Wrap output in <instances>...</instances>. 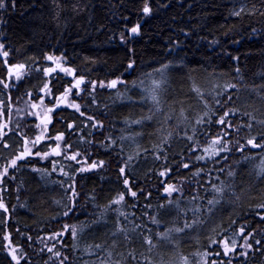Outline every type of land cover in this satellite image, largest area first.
<instances>
[{
  "label": "trees",
  "instance_id": "1",
  "mask_svg": "<svg viewBox=\"0 0 264 264\" xmlns=\"http://www.w3.org/2000/svg\"><path fill=\"white\" fill-rule=\"evenodd\" d=\"M148 3L152 11L144 16V0H15L14 6L13 0H5V8L0 9V41L8 56H0V81L11 87L0 83V125H8L4 139L9 145L0 142V171L23 150L24 138L37 135V118L28 113L46 108L33 109L31 104H39L44 97V106L53 107L71 82L70 76L59 71L43 75L49 64L46 55L61 57L75 70L74 76L83 77L86 83L80 95L72 91L69 102L50 114L47 126L48 136L64 134L61 146L71 145L67 154L79 152L81 163L63 155L42 159L33 154L0 177V201L8 209L7 213L0 210L4 220L0 223V264H15L4 247L8 244L3 240L5 233L21 250L18 255L24 256L20 264H60L64 256L68 258L64 264H115L116 260L121 264H184L183 257L188 258V264H203L200 254L206 250L213 253L206 258L209 264L213 260L227 262V257L214 254L222 252L219 244L208 248L209 240L231 238L237 245L243 244L237 235L241 227L245 234L253 233L248 241L253 251L247 258L234 256L232 264H264V208L259 207L264 205V173L257 175L264 149L249 146L236 150V141L243 144L251 136L257 137V143L264 142L260 138L264 125L259 123L264 120V0ZM239 4L244 5L240 15H234L232 9ZM137 23L140 34H130L129 29ZM129 62L134 63L132 69H128ZM20 64L25 69L17 80L9 74V66ZM165 64L172 70L169 83H163L158 91L157 106L151 99L145 101L137 87ZM117 78L124 82L116 88L92 91L90 82L106 84ZM46 83L50 96L42 91ZM228 84L236 87L225 92ZM194 86L202 96L193 91ZM70 103L79 104L85 115L80 116ZM228 109H239L238 115L229 117L236 125L249 123L244 113L251 114L253 127L241 128L239 133L229 130L231 151L221 153L227 159L220 158L219 163L196 160L203 153L189 149L197 143L203 147L217 135L220 125L215 121ZM205 112L215 113L213 122L197 125ZM87 116L103 127H91L93 121ZM136 120L142 123H132ZM69 123L74 124L71 130ZM56 143L45 140L32 151L49 152ZM129 157L125 176L137 197L127 194L125 202L110 205L118 194L128 193L120 168ZM93 161L104 164L78 171ZM182 162L190 168L184 169ZM164 168L172 169L167 182L182 189L172 197L164 195L160 183L165 178L158 173ZM199 169L203 171L193 176ZM70 185L77 193L74 199ZM213 185L223 191H213ZM169 199L174 203L160 209ZM209 200L219 202L210 205ZM73 205L74 211L64 216ZM152 216L159 223L153 224ZM118 219L125 230L119 233ZM196 220L201 222L183 232L171 231L167 239L158 235ZM65 224L78 226L76 238L69 232L52 239ZM145 236L155 247L144 242ZM256 240L262 242L260 251H255ZM52 245L60 258L49 259L53 254L47 247ZM240 251L244 249L237 247Z\"/></svg>",
  "mask_w": 264,
  "mask_h": 264
},
{
  "label": "snow or ice",
  "instance_id": "2",
  "mask_svg": "<svg viewBox=\"0 0 264 264\" xmlns=\"http://www.w3.org/2000/svg\"><path fill=\"white\" fill-rule=\"evenodd\" d=\"M15 5V0H13V6ZM5 8V0H0V9ZM151 7L148 3V0H144V6L142 8V12L144 14V16H149L151 14ZM234 15H240L239 12L234 13ZM129 33L132 35H139L140 34V25L139 23H137L135 26H132L129 29ZM3 48V45L0 44V49ZM2 55L4 57L8 56V52H3ZM47 59L49 61H55L56 62V68H45L43 69L44 73L46 76L54 73L56 71V69H59L61 72H64L66 75L68 76H74L75 74V70L71 69V68H67V67H62L61 65V58L58 57H53L51 55L47 56ZM134 67V63L133 62H129L128 64V69H132ZM169 67L168 64L162 65L161 68L156 69L157 72H161L163 73L165 69H167ZM13 69H15V72H13ZM25 69V65L24 64H20V65H14V66H9V74L10 75H15V78L17 80L22 78L23 75V70ZM124 81L120 80L119 78L112 80L110 82H108L107 84H105L104 82H96V81H92L91 83V87H92V91L94 92L95 89L97 87H107V88H116L118 83H123ZM0 83H3L5 88H9L11 87L10 84L8 83H4V81H0ZM86 83L85 79L83 77H78V78H74V83L71 84V86L69 88L65 89V92L63 93L62 98L57 97V104L54 105L51 108H47L46 106H44V97H41L39 104L37 103H32L31 107L33 109H36L38 107H41L42 109H45L43 111V115H41L40 112H29L28 115H35L37 117V119L40 121L39 124L36 125V127L38 129H40L39 134L34 138L29 140L28 138H24V146H23V151H21L18 155H15L14 158H11L8 163L2 167V171H0V177L2 176H7L8 175V171L9 168H15L18 166L17 162L20 160H24L29 156H32L33 154L35 156L41 157L42 159H47L48 156L50 155H55V156H64V159L66 160H72L75 161L76 163H81V161L78 158V156H80V153H74L72 155H68L67 154V149L71 147V145H64L63 147L61 146V141L64 139V134L60 133L54 137L52 136H48L47 132H48V128L47 125L51 123V117L50 114L52 112L55 111L56 108L60 107V104L63 102V100H67L68 96L72 93L73 89L76 90V95H80L84 89L81 88V85H84ZM162 83H164L163 80H153L152 82V88L150 89L149 92V99H151V101L153 102L154 105H159L160 100H159V96H158V90L161 88ZM236 85L234 84H228L225 86V92H227V90L229 88H235ZM42 91L45 92V95L50 96L51 95V90L48 87V84L46 83L44 85V88L42 89ZM193 91H195L198 95L202 94L200 93V89L197 87H193ZM31 95V94H29ZM231 96L228 97V100L231 101ZM93 103H95V99L93 98ZM216 103L219 105L221 104V101L217 100ZM69 107L73 108L76 112H78L80 114V116H84L85 113L81 111L80 105L76 104V103H70L68 104ZM205 106L207 107V103L205 102ZM239 114V109H228L226 111L223 112L222 116H219L218 119L215 121L216 124L220 125V129L219 132L217 133V135L215 137H212L211 139H209L206 143L205 146L201 147L198 143L194 144L189 151L190 152H197L200 151L203 154L202 155H197L196 156V160L198 161H213L215 163H219V159H227V157H222L221 153H225V152H229L231 151L229 144L230 141L228 139V137L231 135V132L229 130H234L237 133H239L241 128L247 127L248 129H251L253 127V124L251 121H253L255 118L251 116V114L249 113H244V115H248L249 116V123L247 124H233L231 119H229L230 116H236ZM215 115V113H209V112H205L202 116H200L197 120H196V124L197 125H203L206 123H212V116ZM3 116V112H0V117ZM145 119H150V117H146ZM87 120L89 121H93L91 127L93 128H102L103 125L99 122L96 121L94 119V117L92 116H87ZM132 123H136V124H141L142 121L141 120H136V121H132ZM260 124L264 125V120L259 121ZM8 125L7 123H4L2 125H0V142L3 143L4 147H9L8 143L5 141V137L8 135V133L6 131H4L5 128H7ZM74 128V124L69 123L68 124V129L71 130ZM205 136H207L208 134L205 132L204 133ZM260 138L261 140H264V133L260 134ZM188 140H193L192 136H188L187 137ZM45 140H55L57 143L55 145V147H51L50 146V151L49 152H41L39 150L35 151V153H33L32 149L37 148L38 145L41 144L42 141ZM165 142H167V138H165ZM237 144V149L238 151H243L246 147L251 146V148H260V149H264V142L262 143H257V137L256 136H251L250 138H248L246 140L245 143L241 144L239 141H236ZM157 159H159V156L156 157ZM132 157H129L127 161H125V167H121L120 168V174L121 176H125V171H126V167L129 163V161H131ZM190 159V158H189ZM247 159H254V157H246ZM55 163V162H54ZM84 163H87V161L85 160ZM104 164L103 161H100L99 163L93 161L91 164H89L87 167H81L80 169H78V171L80 172H84V171H90V170H94L98 167H102ZM179 167V166H178ZM182 167L184 169H188L190 168V164L186 163V162H182ZM258 167V172L257 175H260L262 173H264V156L260 157V165L257 166ZM53 171H56V168L53 167L52 169ZM172 169L171 168H164L163 170H161L158 175L160 177H164L165 179L161 180L160 183L163 187V193L166 197H172L174 193H180L182 191L181 187L177 184L174 183H168L167 182V178L170 176ZM202 169L197 170V172L193 173V176L199 175L200 172H202ZM219 171L223 172L224 169L220 168ZM61 172L63 175L68 176L67 172H64L63 169H61ZM229 176L233 175V172L229 171L228 172ZM63 186V185H62ZM124 186L125 188L128 189V193H124L121 192L120 194H118L117 197L113 198L110 201V205L112 204H116L119 205L123 202H125V196L127 194H130L132 197L136 198L137 197V192L132 191L131 188L129 187V180L127 179V177L125 176L124 178ZM69 188L72 191V198L74 199L75 196L77 195V193L75 192V187L74 185H70ZM213 191L220 193L223 191V188L221 187H217L216 185L212 186ZM150 195V194H149ZM147 199V197H146ZM193 199L195 200L196 197H193ZM218 200H209L208 203L214 204V203H218ZM174 203L173 200L169 199L167 201L166 204H161L159 206L160 209H168V207L170 205H172ZM109 205V207H110ZM134 206V205H133ZM178 207V205H177ZM259 207L264 208V205H260ZM0 210H2L3 212L7 213L8 209L5 206V204L0 201ZM74 211V205L72 207H68L67 210L63 213L64 216H68L70 213H72ZM105 211H108V208H105ZM116 211L119 213V216H123L125 218V220L128 219L127 215L120 211L119 209H116ZM195 211H199V209H196ZM151 222L153 224L159 223V221L157 220V218L155 216L150 217ZM261 219L264 220V215H261ZM3 217H0V223H3ZM201 221L196 220V221H192V222H185L183 228H176L174 230H168L166 232H162V233H158V235L162 238V239H167L170 235L171 231H175V232H183L185 229H190L193 227L194 224L196 223H200ZM141 225H135V228H140ZM135 230V229H133ZM125 231L122 227H120V221L119 219L117 220V229L116 232H123ZM71 234V236L73 237V239L76 238L77 236V232H78V226L76 225H65L63 231L54 234L51 238L55 239L57 236L59 237H63V235L65 233H69ZM115 235V233H114ZM237 235L241 236V238L244 240L243 244L237 245L236 241L234 239L231 238H225L222 240H216L214 237L211 238L209 240V244H208V248L211 249L212 245L214 244H219L222 248V252L221 251H216L214 254L216 256H223V257H227L228 260L227 262H225L224 260H221L219 262L213 260L211 261V264H232V258L236 255L239 256H243L245 258H247L248 254L250 251H253V244L249 243V238L253 236V233H247L245 234V228L241 227L239 229V232L237 233ZM125 238L127 239L128 237L125 236ZM29 240H31V237L28 238ZM47 239V238H45ZM3 240L4 241H8V244L5 245L4 247H6L8 249V255L11 257V260L15 262V264H20V260L24 259L23 255H18V253L21 251L19 249L18 246H13L11 243V239H10V234L5 233L3 235ZM144 242L151 245L152 247H155V245H153L152 240L149 236H145L144 237ZM261 241L260 240H256L255 244L257 245V247L255 248V251H260V245H261ZM237 247L244 249V251H240L237 252ZM55 245H52L51 247H47V251L49 253H52V257H50L49 259H53V258H60L61 257V253L59 251H54ZM96 248L99 249L101 248V245H96ZM109 255V259L111 258V253L108 254ZM201 255V260L203 261V264H209L208 260L206 259L208 256L213 255L212 252L210 251H205L204 253L200 254ZM129 256L132 257L133 260L136 259L135 256H133L131 253H129ZM68 258L67 256L63 257V260L60 261V264H64V261H66ZM184 261V264H188V258L187 257H183L182 258ZM47 264V262H46ZM101 264H104V262H101ZM115 264H121L120 260H116Z\"/></svg>",
  "mask_w": 264,
  "mask_h": 264
},
{
  "label": "rangeland",
  "instance_id": "3",
  "mask_svg": "<svg viewBox=\"0 0 264 264\" xmlns=\"http://www.w3.org/2000/svg\"><path fill=\"white\" fill-rule=\"evenodd\" d=\"M243 4H239L238 6H236L235 8H233L232 9V13H236V12H238V11H240L242 8H243ZM0 44H2L3 45V48L2 49H0V56H3L2 55V53L3 52H8V50L6 49V47H5V45L0 41ZM47 56H49V55H46V57H45V60H46V62L47 63H49L45 68H49V67H51V68H56V62L55 61H49L48 59H47ZM51 56H53V57H58V58H61V57H59V56H54V55H51ZM4 57V56H3ZM5 59H6V57H4ZM61 65H62V67H67L66 65H65V63H64V61L62 60V58H61ZM44 68V69H45ZM67 68H69V67H67ZM13 70H15V69H13ZM172 69H171V67H168L167 69H165L164 70V72L163 73H161V72H154V74H152V75H150L149 77H147V80L145 81V82H140L139 83V87H137V89L140 91V93H141V95H142V98H144L145 99V101H148L147 99H149L148 97H149V92H150V89L152 88V82H153V80H163L164 81V84H168L169 83V79H168V75H169V72L171 71ZM56 71H59V72H61L59 69H56ZM42 73H43V75L44 76H46L45 75V73H44V71L42 70ZM61 73H63L64 75H66L64 72H61ZM49 76V75H48ZM68 76V75H67ZM71 77V83H74V78H78V77H75V76H70ZM163 84V83H162ZM84 85H81V88L83 87ZM159 90H161V88L159 89ZM158 90V91H159ZM73 91H75L76 92V90L75 89H73ZM73 94L71 93L69 96H68V99L67 100H63V102L60 104V105H64V104H67L68 102H69V98H70V96H72ZM62 96H63V94L60 96V98H62ZM57 104V99L56 100H54V104L53 105H56ZM41 115H43V112H41ZM37 118V117H36ZM40 123V121L37 119V124H39ZM36 124V125H37ZM35 125V126H36ZM48 126V125H47ZM36 128V134L38 135L39 134V132H40V129H38L37 127H35ZM37 135H35V137L37 136ZM35 137H33V138H31V139H34ZM31 139H29V140H31ZM23 151V150H22ZM66 225V224H65Z\"/></svg>",
  "mask_w": 264,
  "mask_h": 264
},
{
  "label": "water",
  "instance_id": "4",
  "mask_svg": "<svg viewBox=\"0 0 264 264\" xmlns=\"http://www.w3.org/2000/svg\"><path fill=\"white\" fill-rule=\"evenodd\" d=\"M110 81H112V80H109L108 82H110Z\"/></svg>",
  "mask_w": 264,
  "mask_h": 264
},
{
  "label": "flooded vegetation",
  "instance_id": "5",
  "mask_svg": "<svg viewBox=\"0 0 264 264\" xmlns=\"http://www.w3.org/2000/svg\"><path fill=\"white\" fill-rule=\"evenodd\" d=\"M59 233V232H58Z\"/></svg>",
  "mask_w": 264,
  "mask_h": 264
}]
</instances>
